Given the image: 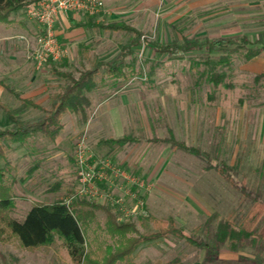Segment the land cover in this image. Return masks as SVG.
Wrapping results in <instances>:
<instances>
[{"label":"rangeland","instance_id":"374dc122","mask_svg":"<svg viewBox=\"0 0 264 264\" xmlns=\"http://www.w3.org/2000/svg\"><path fill=\"white\" fill-rule=\"evenodd\" d=\"M100 1L101 12L91 17L106 23ZM25 6L9 19L0 17V81L6 86L0 87L2 107L23 123L34 122L69 84L54 70L73 79L97 71L85 92V122L67 113L53 140L32 133L24 144L3 148L0 184L7 187L11 206L0 213V264H71L60 241L24 249L6 222L22 221L34 204L77 199L98 206L87 232L92 257L100 259L99 246H110L111 253L116 249L105 233L110 213L117 224L127 225V237L156 234L154 222L172 220L185 236L207 245L197 248L167 235L136 248L130 257L134 264H264V214L247 239L215 247L220 221L239 228L254 205L264 203V74L244 67L258 46H244L233 38L238 46L213 52L162 53L157 49L181 44L182 39L203 42L233 36L189 38L183 20L175 23L178 35L164 37L157 34L155 22L152 31L141 32V43L132 54L124 56L132 33L97 31L91 44L80 47L60 36L61 14L55 20L54 42L66 53L38 64L33 54L41 29L27 17ZM118 62L120 75L114 77L107 66ZM211 71L223 84L208 81ZM19 97H30L39 108H23ZM5 109L0 107V131L12 128ZM123 137L132 141L113 146L118 149L112 154L100 143ZM171 139L198 153L164 141ZM80 145L89 150V164L96 172L105 161L119 173L93 184L85 195L79 194L75 163Z\"/></svg>","mask_w":264,"mask_h":264},{"label":"trees","instance_id":"16d2710c","mask_svg":"<svg viewBox=\"0 0 264 264\" xmlns=\"http://www.w3.org/2000/svg\"><path fill=\"white\" fill-rule=\"evenodd\" d=\"M31 0H0V17L6 19L8 15L25 6ZM98 28L104 30H119L132 33L134 38L126 46V55H131L134 48L141 43V34L134 29L124 25H100ZM233 38H220L211 41H188L184 39L181 44L173 42L164 47L157 49L162 53H188L207 51L213 52L220 50L228 45H235ZM244 46L250 43L246 39H241ZM258 55V51H253L248 54L246 60H249ZM121 62L114 63L108 67V73L116 77L120 75L118 65ZM207 64V63H205ZM97 69L93 68L90 71L84 72L78 79H73L68 74L57 73L56 75L64 77L69 81V84L62 91V93L54 96V100L45 115L34 122L23 123L17 120L11 112L0 105L4 111L7 112V117L12 123L10 130L0 131V157L4 159V149H10V145L19 146L24 144L32 135V133H40L42 136L53 140L59 131L62 129L60 123L61 117L70 112L75 115H80L81 120L85 122L86 107L89 106L88 98L85 92H88L92 87V77ZM207 79L215 86L223 84V78L215 74L214 71L208 72ZM0 86L3 83L0 81ZM23 108L34 105L30 100H23ZM23 111V109H22ZM132 141L129 137L119 139L103 140L100 143L107 146H123ZM171 145L182 149L186 152L197 154L198 152L188 146L173 141L172 139L164 140ZM11 206L10 195L6 186L0 184V213L9 209ZM98 208L92 202H87L83 199H77L68 206L63 202H55L53 204H34L26 213L22 221L15 219H8L6 227L9 233L16 238L21 247L24 249H34L42 246H51L56 240L60 241L65 248L71 264H134L130 257L136 248L152 243L153 241L173 235L185 240L191 246L197 248H207L205 243L194 240L189 236H185L179 229L175 228L172 220L168 223L165 221L154 222L158 226V232L152 235H144L138 238L127 237V225H119L115 222L113 215L108 214V221L106 224L105 233L114 240L116 249L111 253V247L108 246L103 249L98 248L100 259L92 257V253L87 251L90 246L87 234L89 226L95 220V210ZM264 214V203L256 204L248 213L245 220L239 228H236L230 221H220L216 229V249L218 245L231 243L234 244L239 239H247L252 234L254 225L258 222L260 217ZM169 264H174L173 262Z\"/></svg>","mask_w":264,"mask_h":264},{"label":"crops","instance_id":"0c3cea01","mask_svg":"<svg viewBox=\"0 0 264 264\" xmlns=\"http://www.w3.org/2000/svg\"><path fill=\"white\" fill-rule=\"evenodd\" d=\"M102 1L105 5L103 16L106 23L99 22L91 16L84 17L77 12H68L58 18L57 25L62 28L60 36L69 43L75 41L76 45L83 47L92 43L97 31L120 32L98 28L100 25H123L117 23L123 22L143 36L141 33L143 30L152 31L154 23L158 22L155 29L157 34L171 37L179 33L175 23L186 20V37L233 36L229 38L246 39L250 42L249 46H258L256 50L258 55L247 60L244 67L246 66L253 74H264V0ZM8 17L6 19H9ZM205 31H208V34H205ZM239 36L241 38H238ZM247 37L254 40H249ZM0 87L6 86L3 84ZM20 99L32 100L30 97ZM110 139L114 140V138ZM103 147H106L111 154L118 149L107 145Z\"/></svg>","mask_w":264,"mask_h":264},{"label":"built area","instance_id":"2783aa9c","mask_svg":"<svg viewBox=\"0 0 264 264\" xmlns=\"http://www.w3.org/2000/svg\"><path fill=\"white\" fill-rule=\"evenodd\" d=\"M25 8L27 17L37 22L41 29V34L36 39L38 47L33 54L34 59L41 64L48 60H58L66 53L60 50L54 42L53 28L59 15L81 11L93 16L101 12L103 4L100 0H34L29 1ZM88 152L89 150L84 145H80L75 155L77 175L80 179L79 194L81 195H85L93 184L106 180L108 175L110 178H116L119 175L113 166L105 161L99 163L101 166L96 172L89 164L92 156ZM70 203L72 202L64 204L68 206Z\"/></svg>","mask_w":264,"mask_h":264}]
</instances>
